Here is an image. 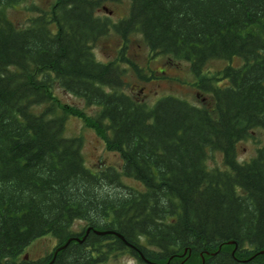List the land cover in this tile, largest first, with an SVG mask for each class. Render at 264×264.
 <instances>
[{"label":"trees","instance_id":"obj_1","mask_svg":"<svg viewBox=\"0 0 264 264\" xmlns=\"http://www.w3.org/2000/svg\"><path fill=\"white\" fill-rule=\"evenodd\" d=\"M121 1L54 0L20 27L6 12L23 0H0V264H264V145L236 157L264 132V0H128L116 23L97 15ZM111 31L187 63L210 101L129 96L124 64L144 79L140 69L93 51ZM212 61L227 65L205 73ZM56 88L97 113L62 104ZM70 117L119 155V169L85 166L81 137L64 135ZM210 152L221 168L206 165ZM44 237L52 252L25 259Z\"/></svg>","mask_w":264,"mask_h":264},{"label":"rangeland","instance_id":"obj_2","mask_svg":"<svg viewBox=\"0 0 264 264\" xmlns=\"http://www.w3.org/2000/svg\"><path fill=\"white\" fill-rule=\"evenodd\" d=\"M54 0H23L19 5L7 9V17L20 27H25L30 18L37 13L31 12L30 8L48 11ZM106 9V10H105ZM36 11V10H35ZM129 13V2L123 0L118 3L105 2L99 8V17H108L113 23L127 17ZM95 58L102 62L115 61L120 57L136 65L144 76V79L136 77L135 73L126 64L127 69L124 77V91L134 99L152 106L156 101L165 96H174L187 101L194 106H203L209 102V96L203 94L193 87V77L190 74L187 63L168 59L163 55H152L146 47L141 35L133 34L127 41H122L114 32L108 33L99 39L94 45ZM122 54V56H120ZM232 65H240L236 58L232 60ZM227 65V61H212L204 68L205 73H212L222 69ZM56 98L73 109L84 111L86 115L94 116L98 109L87 107L83 100L74 97L62 89L56 88ZM65 137H81L82 156L85 166L92 171L101 167L110 166L120 168L121 159L115 152L107 150L104 140L92 128H86L84 123L74 117L68 118L65 128ZM264 145V132L256 130L252 138L241 141L236 147V157L240 162L250 160L257 147ZM209 168H221L222 156L218 152H210L206 162ZM127 185L139 188L140 186L133 180L123 179ZM85 227V223L76 222L72 231L80 233ZM56 246V241L51 237H44L33 242L23 254L25 259L37 260L52 252ZM116 264H145L123 256L115 261Z\"/></svg>","mask_w":264,"mask_h":264},{"label":"water","instance_id":"obj_3","mask_svg":"<svg viewBox=\"0 0 264 264\" xmlns=\"http://www.w3.org/2000/svg\"><path fill=\"white\" fill-rule=\"evenodd\" d=\"M106 10V9H105ZM97 233V232H96Z\"/></svg>","mask_w":264,"mask_h":264}]
</instances>
